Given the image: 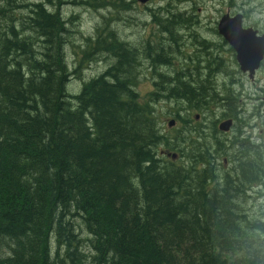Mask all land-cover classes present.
<instances>
[{"label": "trees", "instance_id": "obj_1", "mask_svg": "<svg viewBox=\"0 0 264 264\" xmlns=\"http://www.w3.org/2000/svg\"><path fill=\"white\" fill-rule=\"evenodd\" d=\"M12 4L0 7V264H264V221L239 213L244 187L264 181L260 149L204 142L199 130L190 142L178 131L186 148L169 143L136 89L134 50L113 32L89 54L114 65L70 95L59 9L33 3L24 15L16 4L13 20ZM158 88L239 119L232 93L206 96L194 80ZM237 146L245 152L218 175L222 148Z\"/></svg>", "mask_w": 264, "mask_h": 264}, {"label": "rangeland", "instance_id": "obj_2", "mask_svg": "<svg viewBox=\"0 0 264 264\" xmlns=\"http://www.w3.org/2000/svg\"><path fill=\"white\" fill-rule=\"evenodd\" d=\"M10 1L13 3L12 9H14L13 13L11 12L12 19L16 15V4L27 5V10L23 11L24 15L30 14V8L28 7L33 3H42L50 10L59 9L60 15L67 23L65 25V41L67 43L65 52L71 73L67 87L70 95L79 94L84 83L100 76L114 65L115 62H113L109 53L89 54L95 41L99 38L106 39L108 33L113 32L119 42L125 43L126 46L128 45L127 47L134 50L132 52L134 53V63L136 64H134L132 75L133 77L138 76L136 89L140 95L141 102L153 106L159 127L169 143L174 145L177 143L179 146L186 148L188 147L186 144L184 145L178 139L176 142L174 140L179 134L178 131H187L186 142H190V138L193 136L197 137L195 131L199 130L202 132L201 138H205V141L204 139L203 141L208 143H216L217 140L220 142L232 140L242 144V141L248 139L249 143L258 147L260 154L264 156V67L258 72L256 79L251 81L248 76L242 75L240 69L237 70L234 62L232 65H223L217 77V87L212 84L211 77L205 78L204 74L201 75L199 70H192L194 71L193 74L189 75L190 80L201 82L203 87H207L204 91L206 96L215 93V97H222L232 93L231 95L238 97L237 103H239L240 108L237 109L234 106L235 102L234 104L232 103V106L238 112L240 110L239 119L234 121V126L228 132H223L219 129L220 123L229 119L223 115L225 107L213 105V101L209 100L208 97L206 100L208 99L213 104L208 105L206 109L200 108V110H196L181 101L166 99L161 94L157 96L159 85L168 89L174 85H180L181 81L190 82L188 76L186 78L178 77V80L175 79L171 71L163 66L166 63L162 61L167 60L166 62L172 63L175 60L178 63L176 66L179 68L185 67L183 68L184 70L188 67L194 69L197 64L200 65L201 53L200 55L196 54L197 47L192 44V42L196 43L199 41V38H189L184 42V45L181 42L183 34L178 31H183V27H191V30L186 31L187 33L190 34L196 29L199 34L206 36L208 30L206 27H214L218 17L228 11L234 13L240 10L244 11L247 17L249 16V19H247L248 24L257 25L264 30V0H154V3L159 6L166 7L167 5L171 7L170 16L176 14L181 15V17L190 15L194 18H200H197L199 21L197 26L199 28L197 26L193 28V21L190 20V23H188L187 18H184L181 19V24H174L171 28L168 27L171 31L169 35L166 32L167 29L163 27L168 25L165 24L166 22L161 21L164 35L160 33L155 37L160 41L161 49L154 50H148L144 46L147 40L143 37V32L141 31V24L149 19L146 16L143 18L139 17L143 15L139 12L144 8L138 12L136 9L140 6L135 8L131 2L132 0H117L113 5L110 3L106 4L103 0ZM51 2L54 4L53 8L51 7ZM0 7H5L9 10L7 0H0ZM159 15L161 17L168 14L166 12L164 15L161 13ZM121 17H123V21H128L125 25L119 21ZM209 20H213L212 25H206ZM166 38L175 40V44L173 41L170 42L172 48L168 47L169 43L166 42ZM165 42L167 43L166 45ZM178 44L180 45L179 47H177ZM182 45L185 47L181 52L180 48ZM83 53L89 55V58H86ZM159 55L163 60L158 59ZM85 59H89V61H85ZM225 59H232V57L230 58L227 55ZM150 68H153L157 73L156 81L145 78V72H148ZM235 82L236 84H234ZM162 94L166 95L167 93ZM196 116L199 118L196 119ZM172 120H176V124L170 127L169 123ZM183 121L187 122V124H184ZM164 150V146H161V152ZM222 150H226V155L222 157L223 159L219 158L216 162V166H219L218 175L220 176L232 171L235 157L245 152L240 146L230 150L223 147ZM173 153L178 154V157L173 162L181 164L183 161H187L177 150H174ZM222 160H224V164H221ZM244 190H246V193ZM243 192L246 196L239 201L240 215L246 216L250 221L254 219H262L264 221V181L262 184L245 186Z\"/></svg>", "mask_w": 264, "mask_h": 264}, {"label": "flooded vegetation", "instance_id": "obj_3", "mask_svg": "<svg viewBox=\"0 0 264 264\" xmlns=\"http://www.w3.org/2000/svg\"><path fill=\"white\" fill-rule=\"evenodd\" d=\"M131 2L135 6V8H136V6H140L138 9H136L138 12L140 11V9L144 8L141 10V12H139L143 15H140L139 17L143 18L144 16H146V18L149 19V20H147L141 24V27H142L141 31L143 32V37L147 40L146 44L145 45L143 44V45L148 50L161 49L160 48V46H161L160 41L157 38H155L157 34L162 33L164 35L163 28L161 27V21L166 22L165 24L168 25V26H163L164 28L167 29L166 32L168 33V35L171 32L170 28L174 24H181L182 23V22H180L181 19L187 18L188 23H190V20H192L193 21V28H195L197 26V24L199 23V21H198V19H200L199 17H197L198 19L194 18L190 15H187L186 17H184V16L181 17V15H176V14L170 16L171 7H168L167 5H166V7L165 6H159L157 3H154V0H147L146 2H143L142 0H132ZM166 12L168 15H164V13H166ZM160 13L163 14L164 16L160 17V15H159ZM238 15L242 16V18H241L242 28L244 30L253 29L254 31H257L258 36H264V30L262 28H259V26L254 25V24H248L247 23V19H249V16L247 17V15L244 11L240 10L239 12L237 11L234 13H231L228 11L227 13L218 17V19L215 21L214 27H212V28L206 27V29H208L206 36H202L201 34H199L196 31V29L193 30L190 34L187 33L188 32L187 30H191V27H183V31H178L179 33L183 34L181 42L184 45H185L184 42L186 40H188L189 38L190 39L199 38V41H197L196 43L192 42V41L191 42H192L193 46L197 47V50L196 51L194 50L196 52V54L200 55V53H201L200 65L197 64L194 69H190L188 67L186 70H184L183 68H185V67L179 68L178 66H176V64H178V63H176L175 60H173L172 63H167L163 66H165L167 69H169L171 71V73L174 75L175 79H177L178 77H181V76H183L184 78L186 76H188V78L190 79L189 75L193 74L194 71L199 70L200 74L201 75L204 74L205 78L211 77L212 78V84L215 87H217L218 86L217 77H218V74L221 72L223 65H232L234 62V64L237 67V70L240 69L239 62L237 61L236 51L231 46V44L225 39V37L220 33V30H219V26H220L219 23H221L222 20L226 16H228L229 19H234ZM192 18H194V19H192ZM119 21H121V24H124V25H125V23L128 22V21H123V17H121ZM183 23H186V22H183ZM212 24H213V20H209L206 25H212ZM168 27H170V28H168ZM171 41H173V40L166 38V42L169 43V45H168L169 48H172V45L170 43ZM174 41H173V43H174ZM166 42H165V45L167 44ZM184 45H182L180 48L181 52L183 51V49L185 47ZM179 46L180 45L178 44L177 47H179ZM227 55H229L230 58L232 57V59L226 60L225 57H227ZM200 66H201V68H200ZM263 67H264V61L262 62L259 70L256 72L254 80L256 79L258 72ZM148 70H149L148 72H145L146 73L145 78H149L150 80H155V78L158 77L156 75L157 73L154 71L153 68H150ZM192 70H194V71H192ZM186 71H188V72L186 73ZM238 74H240V73H238ZM242 75L249 77L248 73L242 72ZM249 79H250V77H249ZM250 80L254 81L252 79H250ZM234 84H236V82ZM198 118L199 117L196 116V119H198ZM229 119H231V118H229ZM234 121L235 120H233V126L235 123ZM175 124H176V120H175Z\"/></svg>", "mask_w": 264, "mask_h": 264}, {"label": "water", "instance_id": "obj_4", "mask_svg": "<svg viewBox=\"0 0 264 264\" xmlns=\"http://www.w3.org/2000/svg\"><path fill=\"white\" fill-rule=\"evenodd\" d=\"M241 18V15L234 19L226 16L220 23L219 30L236 51L241 71L248 73L250 79L254 80L256 72L264 61V36H258L257 31L253 29L244 30ZM173 125H175V120L169 123L170 127ZM232 126L233 120L227 119L220 123L219 129L228 132ZM172 157L176 159L177 154H173Z\"/></svg>", "mask_w": 264, "mask_h": 264}, {"label": "bare ground", "instance_id": "obj_5", "mask_svg": "<svg viewBox=\"0 0 264 264\" xmlns=\"http://www.w3.org/2000/svg\"><path fill=\"white\" fill-rule=\"evenodd\" d=\"M192 2V1H191ZM195 8V7H194ZM199 10V9H198ZM207 10V9H206ZM220 24V23H219ZM181 70V69H180ZM236 77V76H235Z\"/></svg>", "mask_w": 264, "mask_h": 264}]
</instances>
